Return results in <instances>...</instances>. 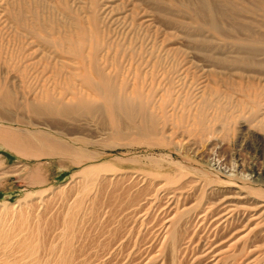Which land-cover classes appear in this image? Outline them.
Wrapping results in <instances>:
<instances>
[{"label":"bare ground","instance_id":"bare-ground-1","mask_svg":"<svg viewBox=\"0 0 264 264\" xmlns=\"http://www.w3.org/2000/svg\"><path fill=\"white\" fill-rule=\"evenodd\" d=\"M52 1L53 0H0V55L2 57V50L5 51V49L7 48V52L10 53V61L13 64L11 68H9L10 71H19V68L23 67L26 74L31 71L34 76H32L33 74L30 76L36 79L33 83L35 88L33 87V90L31 91L32 93L30 92L31 95H26L27 97H24L25 102L23 104L17 103L14 105L15 107L16 105H18V108L23 109L25 113L29 115V117L27 116V122L33 123L34 121L38 120V118L45 117L49 120L44 122V124L53 127V129L55 128V130L67 127L71 128L74 131L73 134L77 137L88 136L93 138V136L95 135L91 134L90 129L83 124L82 118L88 117L89 115L93 116L94 114H96L97 117L100 116L102 118L105 117L103 114V112L105 111L107 114L105 112L104 113L106 115H109V117L111 118V120L109 121V124L111 125L109 129L111 130L107 131L109 132L108 137L116 139L117 141H119V139H123L122 141H125L126 139L131 140L134 136L132 135L134 132L131 131L132 133L131 135H129L128 133H126L127 130H123L124 128L122 129V127L120 126L119 117L122 116H124L123 119L125 117L126 119L131 118L135 115H139L140 117H144V115H147V118L148 116H153L152 118L154 119L159 117L162 121L160 122L159 118L158 120L162 124L164 120L168 119L170 124L173 123L175 127L179 125L186 131H195V134L198 133L199 137L212 136L215 133L214 125L216 124V122H220L223 129L227 130L233 125V123L236 122V119L239 117H244L240 122H238L240 123V126H246V122L252 120L250 118H253L255 123L252 125H254V127L264 129V81H256L255 79L256 90H252L250 92L251 88L248 89L246 87L249 90L247 91L245 90V86L247 82H249V80L248 78H244L246 76L243 73L244 71L255 72L256 70L253 69L254 67H258L259 69H261V72L264 73V34H262L264 33V0H251V6H249L248 4H243V1H221L228 7L229 10V12L228 10L221 12L223 17L234 18L236 15L243 12L252 14L251 16H253L254 19L260 17L261 22L256 21L257 23L254 22L255 20H251L249 17L241 18V21H245V23H247L244 30H247L249 32L248 35L244 38L239 35V30L224 22L226 19L220 20V22L219 20L217 21V19H222L223 17H216L217 13L215 12V7L211 4L210 1H198L199 4L202 3V8L206 11H201L199 10V7L197 9L193 5L189 4L188 1L184 0H181L180 2L178 1V6L174 3V0H139L141 2H136L135 0H121L125 1V3L121 2L120 0H56L55 4L53 3L51 5L50 2ZM130 2H132L131 7H127V5H129L128 3ZM136 7H139L137 8L140 10L138 13L135 10ZM217 11L219 12V10ZM256 12L259 15L258 17L254 16ZM171 24H179L185 29L180 30L181 34L175 36L174 39L170 38L171 34L169 31H167V28H170ZM252 30L255 32L250 33ZM256 32L259 34H254ZM155 34L160 37L158 39L155 38ZM13 40H16V43H13ZM163 41L164 45L162 44ZM185 41L186 43H188V45L189 43L192 44V46L189 45V48L191 49H189L190 51H188L187 49H182L180 47ZM217 41L223 44H227L228 42V44L232 45L238 43L239 45L241 44L247 49L245 51H242L239 48L233 50V48L230 47L225 49L220 48V51H218L217 53L210 51L208 47H212V45ZM173 43L175 45L171 46V44ZM39 62L53 64V66L51 65L53 70H51L50 75L47 74L48 71L46 72L44 68H37V64ZM200 62H205L206 65ZM227 65L229 67H227ZM192 67H197L199 70H201V68L206 69V67H210L212 69V73L210 75L207 72V74L212 79L210 78V80L207 78V81L206 79L203 81V78L201 85L198 84L196 80L195 84L200 85V88H198V91L196 90L197 92L194 91L193 93L191 92V89L194 88L191 87V89L187 91V89L181 87L184 89L182 91L180 85H178L177 83L179 82V80L181 82L184 70H190ZM214 68H218V75H215L214 72L216 70ZM220 68H223V70H219ZM194 71L197 72V69H195ZM208 71L211 72L210 69ZM190 74L193 75L194 72H191ZM52 75L53 81H66V86L64 85L62 88H60L54 83H51L50 81L52 79ZM214 76L217 79H215ZM249 77L256 78L257 76H251L249 74ZM236 78H244V84L242 83V80L240 82V80ZM187 80L188 79H186V81ZM235 80H238L240 82L239 86H237L238 84H236L237 82ZM183 81H185V77ZM212 83H214L215 85L213 86ZM241 83L243 84V86H241ZM61 84H64V82H62ZM195 84H193V87H195ZM251 85L254 86L253 83ZM187 88H189L188 85ZM235 90L240 93V97L246 98V102L248 103L247 106L244 107V101L242 100H238V103L233 101L231 94L235 92ZM158 91H160L159 94H157ZM100 100H102V102H100ZM10 101L11 98L9 97V92L7 91L6 87L0 86V104L6 107L7 104H10ZM232 104H235L237 108L233 107ZM145 106H154V108L151 110V108L149 107V110V108L147 107L146 109ZM157 108L161 111L159 112V115L154 111ZM246 108L251 109L248 114L246 113L248 117H246L247 115L244 116L243 112V110ZM170 109L171 111L174 110L172 111L173 113L170 114L173 115L172 118H168V111H170ZM227 109H229V111H227ZM232 109L239 111L238 115H235L232 112ZM241 112L243 113L241 114ZM165 115L167 116V119L164 118L163 120L162 118L165 117ZM1 117L7 118L6 116ZM255 117H258L257 120L254 119ZM133 121L135 122V120ZM144 121V124L146 125V120ZM149 124L150 123H148L147 125ZM123 125L124 124H122V126ZM133 125L136 127L140 124L136 125L134 123ZM141 125L142 126L140 127L143 128V124ZM158 125L159 124L157 123L155 126ZM128 126L126 129H128ZM149 126L151 127L153 125ZM251 127L252 126L250 125L249 128ZM160 128H162V126H160ZM144 129L141 130L146 132V130ZM153 129L154 126L151 128V130ZM156 129L157 127L155 128V130ZM162 130L163 131L160 132H164V128ZM260 130L261 129L258 130L259 133H262V131ZM150 131L147 130L148 133H150ZM175 131L177 132V130ZM175 131L174 134L171 135L172 137L174 135H177ZM138 132H136V134H139ZM151 132H154L155 134L154 130ZM100 133L102 132L100 131ZM170 133L167 134L165 132L164 134L169 135ZM154 134L150 133L149 136L152 135V137H157V135H160V139L162 136H164L162 135V133L157 135L155 134V136ZM96 135H98L99 137V134ZM149 136L142 135L141 137ZM165 137L163 138L165 139ZM167 137L169 140L170 136ZM205 137L203 139H205ZM172 141H174V139ZM176 141H178V139ZM0 142L3 146L9 147L17 153L27 156L35 157L50 154L47 149L36 148L28 137L11 129L0 127ZM262 146L264 147V135L261 138V148H263ZM67 147L64 148L63 146L59 149L68 152V150L66 149ZM71 152L73 151L71 150ZM33 169H37V167H33ZM96 169L104 170V168L100 166H89L83 168L80 172L90 173L92 171H95ZM19 170H21V165H19V163H16L11 169H6L2 173H0V175L12 171H14L15 173ZM34 172L35 171L28 170V173H25L27 174L28 178H30L29 176H32L36 173ZM256 174L259 179L264 178V169L257 170ZM168 178L171 179L170 177ZM34 180L37 182L36 179ZM165 181H167L166 178ZM207 185L209 186L211 184L206 183L205 186ZM182 188H184V186ZM152 189H154V187ZM173 190L175 189L173 188ZM202 190L205 191L203 188ZM247 194L233 193L229 196L222 195L221 198H218L217 200H214L212 198L215 201L212 202L213 205H208L206 208L198 209L194 214V217L196 218L194 219L197 221H202V219L207 220V223H209L207 225L208 228L211 227V229H216L217 233H215L214 231V233L211 234L210 229H208L206 232H203L200 237L194 236V238L196 237L197 240L193 241L199 247L196 251V254L194 252L195 255L192 257L189 256V258H187L186 256V258H184L185 256H182L179 259H176L173 255L175 253L174 251L170 258L168 257V264H257V261L259 262L261 256H255L251 261H249L250 263H244L242 258L243 256L249 254L251 251L250 249H252L253 247L251 241L249 240L251 238V235H262V228L260 226L259 219H262L261 216L264 215V201H257L253 206H248L247 203L250 202V197ZM196 195L198 196V194ZM192 196L193 195H191L190 197ZM179 197H181V194ZM155 198L158 197L155 196ZM199 198L200 197H198V199ZM201 198L203 197L201 196ZM183 204H185L184 201ZM196 204L198 203H195L194 205ZM194 205H192L193 209L194 207L196 209V207L198 208L199 206V204L198 206ZM148 206L149 205H147V207ZM143 207H145V205ZM186 211H189L190 213L191 207L185 206L184 208H181L177 214L170 213L168 214L167 218L165 217V231H167L168 234L164 233L167 236L164 237L163 235L161 244H167L166 246L168 247L169 252H172L174 248L176 249V247L180 245L178 242V235L180 233H178L177 230L178 228H180L179 220H181L180 218H182V216L184 217L183 212L186 215ZM186 220L188 221L189 219ZM16 222L19 223L18 221ZM200 222L198 223L200 224ZM244 223L246 224V226H248V229L245 234L241 236L243 241L241 240L240 247L237 250L232 251H230L232 248L227 250H219L218 245L219 243H221L220 239L223 234L225 232H229L237 224ZM182 226L185 228L184 224ZM9 230L11 229L9 228ZM1 231L2 230H0V232ZM4 231L5 233L7 232L6 229H4ZM20 231L22 230L20 229ZM20 231L15 230L12 232V235L15 237L13 240L14 243H17V245L20 246L21 244L24 245H22V248L25 253L22 252V254L27 253L28 255H30L31 253H36L38 251V247H36L37 251H34V243L26 242L24 238V236L26 235H23V237H21V235L19 234ZM191 235L192 234H190L189 236L191 237ZM6 239L8 240V236ZM10 241L12 242V240H8V243ZM189 241L188 243H191ZM158 243L159 242L157 241V244ZM182 246L179 247L181 248ZM1 247L2 245L0 246V248ZM10 247L11 245L9 246V248ZM48 251L49 249L47 250V252ZM190 251H192V249ZM1 253L3 252H0V255ZM37 254L40 253H36L35 255ZM15 255L16 254H14V256ZM18 255L19 254H17V256ZM142 255H140V259H142ZM160 255L164 254L160 253ZM21 256L18 257L21 258ZM31 257L33 259V256H29V258ZM58 257L60 258L61 256ZM152 257L154 258V256ZM22 258L21 260L23 261L24 258ZM26 258L29 259L28 257ZM32 259L31 262L28 261L27 263H33ZM15 261H18V258L15 259ZM22 261L18 263H23ZM65 262L66 261L62 263ZM156 262L154 264H156ZM38 263L36 262V264ZM58 263L59 262H57V264ZM145 263L147 262L144 261L143 264ZM7 264L9 263L7 262Z\"/></svg>","mask_w":264,"mask_h":264},{"label":"rangeland","instance_id":"rangeland-1","mask_svg":"<svg viewBox=\"0 0 264 264\" xmlns=\"http://www.w3.org/2000/svg\"><path fill=\"white\" fill-rule=\"evenodd\" d=\"M135 1L141 2L139 0ZM178 1L180 2L181 0H174V3L177 6ZM184 1H188L189 4L193 5L197 9L199 7V10L201 11L204 10L201 5L202 3H198L199 0ZM205 1H210L211 4L215 7V12L217 13L216 17L218 18L223 17V15L221 14L222 11L224 12L228 10V7L221 2L222 0H200L199 2ZM230 1H243V4H248L249 6H251L250 2H252L251 0ZM55 2L56 0H53L50 3L52 5L53 3L55 4ZM121 2L125 3V1ZM128 4L129 5H127V7H131L132 2ZM137 8L139 7H136L135 10L138 13L140 10ZM217 10H219L220 13ZM251 15L252 14L250 13L243 12L239 13L234 18L223 17L222 19H217V21L219 20L220 22V20L226 19L224 22L239 30V35L244 38L248 35L249 32L247 30H244L247 23H245V21H241L242 17H249L251 20H255L254 22H261L257 12L256 14H254V16L258 18L254 19V17ZM170 26V28H167V31L170 32V38L172 39H174L175 36L181 34L180 30H185L179 24H171ZM252 32L255 31L252 30L250 33ZM254 34L259 33L256 32ZM155 36V38L157 39L160 37L157 34H155ZM12 42L16 43V40H13ZM162 44L164 45V41ZM172 45L175 44L173 43L171 44V46ZM189 45L192 46V44L190 43ZM189 45L185 41L180 47L182 49H187L188 51H190L191 49L189 48ZM210 47L211 46H209L208 49L216 53L220 51V48L225 49L232 47L233 50L239 48L242 51H245L247 49L241 44L239 45L238 43L232 45L228 44V42L227 44L219 43V41L213 44L211 48ZM2 54V57L0 55V86L6 87L7 91L9 92L11 101L9 102L10 104H7L6 107L0 104V127L11 129L13 131L21 133L22 135H25L32 141L36 148H45L50 152V154L35 157L27 156L17 153L9 147L3 146L0 142V173L5 171L6 169H11L16 163H19V165H21V170H19L18 172L14 173V171H12L0 175V230H2V233L0 232V240H2L0 241V244L2 245V247L0 248V252H3L0 255V263L7 264L8 262L9 264H17L18 262L22 261L21 258L23 256V263L20 264H36V262L38 263V261V264H51L52 262V264H57V262H59L58 264H72V262L73 264H143L144 261L147 262L145 264H154L156 261V264H168V257L170 258L174 251L175 253L173 255L176 259H179L182 256H185L184 258H186V256L187 258H189V256L192 257L196 254V251L199 247L193 241L197 240V238H194V236L200 237L201 234H203V232H206L208 229H210L211 234L214 233V231L215 233H217L216 229H211V227L208 228L207 225L209 223H207V220L202 219V221L200 220L201 222L195 220L196 218L194 217V214L198 209L206 208L208 205H213L212 202L214 200H217L218 198H221L222 195L229 196L233 193H248L247 195H249L250 197V202L247 203L248 206H253L257 201H264V178L259 179L256 174L257 170L264 169V147L262 146L263 148H261V138L264 135V129L254 127V125H252L255 123L253 118H250L252 120L246 122V126L243 125V127L240 126V123L238 122H240L244 117H239L236 119V122L233 123V125L227 130L223 129L220 122H216V124L214 125L215 133L212 136L199 137V134L197 132V134H195V131L191 132L188 130V132L179 125L175 127L173 123L170 124V122L166 118V115L162 118L163 120L164 118L167 119L163 121V124L160 123L162 120L159 117L158 118L160 119V122L158 118H155L158 121L152 118L153 116H148L147 118V115H144L145 118L143 116L140 117L139 115H135L127 119L126 117L123 119L124 116H122L119 117L120 126L122 127V129L124 128L123 130H127L126 133H128L129 135L134 132L132 134L134 136L131 140H125L124 138L125 141H122L123 139H119V141H117L116 139L108 137L109 132L107 131L111 130L109 129V127L111 126L109 124L111 118L109 117V115H106L107 113L104 111L106 114L103 112L105 117L102 118L100 116L97 117L96 114H94L93 116L89 115L90 117L88 116L82 118L83 124L90 129L91 134L95 135L93 136V138L88 136L77 137L73 134L74 131L71 128L66 127L63 129L55 130V128L53 129V127L45 125L44 122L49 120L45 117L38 118V120L34 121L33 123L27 122V118L29 117V115L26 114L23 109L18 108V105H16V107L14 105L17 103L23 104L25 102L24 97L31 95V91L34 87L33 83L36 79L34 77L32 78L34 74L31 73V71L26 74L23 67H20L19 71H10L9 68H11L13 64L10 61V53L7 52V48L5 49V51L2 50ZM200 63L206 65L205 62ZM38 64L37 68H44L46 72L48 71V75L51 74V70H53V64H48L46 62H39ZM227 67L229 66L227 65ZM194 68L197 69V72L194 71ZM209 69L211 72L208 71ZM214 69L216 70L214 72L216 75L218 73V68ZM253 69H255L256 71L243 72L246 76L244 78H248L249 80L245 88H251L250 92L252 90H256V81H264V73L261 72V69H259L258 67H254ZM219 70H223V68H220ZM191 72H194V74L191 75ZM207 72L210 75L212 73V69L210 67H206V69L201 68V70H199L197 67H192L190 70H184L181 82L179 80V82L177 83L178 85H180V88L183 87L188 91L192 87L194 89H191V92H197L198 88H200V85L202 84V79L204 78L203 81L205 79L207 81V78H211L207 74ZM249 74L251 76L255 75L257 77L251 78L249 77ZM185 75H187L188 77ZM194 75H196L198 79ZM51 77V83H54L60 88H62L64 85L66 86V81H53V75ZM184 77L185 81H183ZM244 78L236 79L240 80V82L242 80V83L244 84ZM186 79L188 80L186 81ZM215 79L217 78L215 77ZM196 80L200 85L195 84ZM238 80H235L237 82L236 84H238L237 86H239L240 83ZM62 82H64V84H61ZM252 83L254 84V86L251 85ZM193 84H195V87H193ZM212 84L213 86L215 85L214 83ZM243 84L241 86H243ZM187 85L189 88H187ZM183 88H181L182 91L184 90ZM247 88L245 90L249 91ZM159 92L160 91H158L157 94H159ZM231 97L233 98L234 102H237L238 100L244 101V107L248 104L246 102V98L240 97V93L236 90L231 94ZM100 102H102V100H100ZM232 106L237 108L235 104H232ZM147 107L149 108L150 106ZM150 108L152 110L154 106ZM246 109L243 110L244 116L247 115L249 111H251L250 108ZM154 111L158 115L160 114L159 112H161L160 110H158V108ZM172 111L171 109L170 111H168V118L173 117V115H170L173 113ZM227 111H229V109H227ZM232 112L235 115H238L239 113V111L234 109H232ZM243 112H241V114ZM1 116H6L7 118ZM246 117H248V115ZM258 117H255L254 119L257 120ZM130 119L132 121L135 120V122H132ZM144 120H146V125L144 124ZM125 121L131 123H126ZM121 123L124 125L122 126ZM134 123L136 125H140L135 127L133 125ZM148 123H150L149 125L154 126L153 130L155 131L156 135L162 133V135L164 136H162L161 139L160 135H157L156 137L154 132H151L153 131L151 130L153 126L150 127L149 125H147ZM157 123L159 125L161 124L160 126H162V128H160L159 125V127L155 126ZM130 124L132 125V127ZM141 124H143V128L140 127L142 126ZM250 125L253 127V129L252 127L249 128ZM127 126L128 129H126ZM156 127L157 129L155 130ZM163 128L164 132H160L163 131ZM167 128L173 130H169ZM141 129L146 130V132ZM259 129H261L260 131H262V133H259ZM147 130H151L150 133L154 134L155 137H152V135L149 136L150 133H148ZM175 130H177V132ZM100 131L102 133H100ZM174 131L177 133V135H174L172 137L171 135L174 134ZM136 132H138L139 134H136ZM165 132L167 134H170H164ZM96 134H99V137ZM140 135H148L149 137H141ZM166 135L170 136L169 140ZM104 136L107 138H105ZM163 137H165V139ZM204 137L205 139H203ZM176 138L178 139V141H176ZM173 139L174 141H172ZM59 145L60 147L64 146V148L68 146L69 149L68 147L66 148L68 152L60 150ZM71 150L73 152H71ZM89 166H100L103 167L104 170L96 169L95 171H92L90 173L80 172L83 168ZM33 167H37V169H33ZM28 170L35 171L36 173L34 172L35 174L29 176L30 178H28L26 174L28 173ZM168 177H170L171 179H169ZM165 178L167 181H165ZM34 179H36L37 182ZM168 182L172 183L169 184ZM192 182L195 184H193ZM157 183L160 184L158 185ZM206 183L211 185L205 186ZM182 185L184 186V188H182ZM152 186L154 187V189H152ZM167 187L171 188L168 189ZM172 187L175 190H173ZM202 188L205 191H203ZM179 193L181 194V197H179ZM196 194H198V196ZM191 195H193L194 197H190ZM155 196L158 198H155ZM166 196L169 198H167ZM201 196L203 198H201ZM198 197L200 198L198 199ZM142 199L145 201H143ZM166 200L168 201V203ZM183 201L185 204H183ZM175 202L179 203L177 204ZM194 202L199 204V206L198 204H196L198 206V208L196 207V209L195 207L194 209L192 208V205L195 204ZM145 203L150 207H147ZM144 205L145 207H143ZM183 206H190L191 211L190 213L189 211H186V215L183 212L184 217L182 216V218H180L181 220H179L181 229L178 228L177 230L178 233H180L178 235V242L180 245H178L176 249L174 248L172 252H169L168 247L166 246L167 244H161L163 235L164 237L167 236L166 234H164L167 233V231H165L166 218L170 213L177 214L181 208H184ZM261 217L262 219H259V222L262 228V235H251V238L249 240L251 241L253 247L252 249H250L251 251L249 254L243 256L242 259L244 263L251 261L255 256H261L264 258V215ZM186 219L189 220L187 221ZM16 221H18L19 223H17ZM198 222H200V224ZM183 224L185 228L182 226ZM244 224H237L229 232H225L220 239L221 243H219L218 249L227 250L232 248L230 251L237 250L241 245V236L245 234L248 229V226ZM9 228L13 231H20L21 229L22 231H20L19 233L21 237H23V235H26L24 236L26 242H33L34 244L36 243L35 245L37 246L33 244V246L35 247H33V250L35 249L34 251H37L36 247H38V251L36 253L40 254L35 255V252L31 253L30 255H28L27 253L22 254V252L25 253L22 248L24 245L21 244L20 246L17 245V243H14L13 240L15 237L12 235L13 231L9 230ZM4 229L7 230L6 233ZM186 234L192 235L190 237ZM6 235L8 236V240H12V242L10 241L8 243ZM157 241L159 242L158 244ZM188 241L191 243H188ZM10 245L11 250L9 248ZM190 245L193 247H191ZM179 246L182 247L180 248ZM55 248L57 251L55 250ZM48 249L49 251L47 252ZM191 249L192 251H190ZM158 250L161 254L164 255H160ZM4 253L8 254L5 255ZM14 254L16 255L14 256ZM17 254H19L18 256L22 255L21 258L18 257ZM57 255L61 257L59 258ZM140 255H142L143 260L140 259ZM5 256L8 257L6 258ZM29 256H33V259L32 257L29 258ZM152 256H154V258ZM26 257H28L29 259H27ZM261 257L259 262L257 261V264H264V259ZM17 258L18 261H15V259ZM56 258L59 261H57ZM13 259L15 262L13 261ZM31 259L33 260V263H27L28 261L31 262ZM63 260L66 262L62 263L64 262Z\"/></svg>","mask_w":264,"mask_h":264}]
</instances>
